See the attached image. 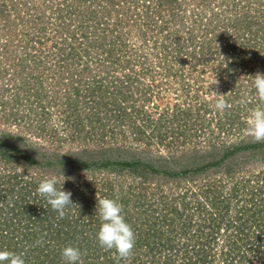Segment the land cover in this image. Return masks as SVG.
<instances>
[{"label": "rangeland", "instance_id": "rangeland-1", "mask_svg": "<svg viewBox=\"0 0 264 264\" xmlns=\"http://www.w3.org/2000/svg\"><path fill=\"white\" fill-rule=\"evenodd\" d=\"M159 1L0 0V223H13L0 224L13 235L0 250L48 264L41 253L58 249L46 234L58 216L46 217L50 228L40 217L38 239L23 233L26 211L47 205L38 184L53 177L72 193L67 246L82 245L85 264H117L96 239L97 198L121 203L135 233L119 264H182L209 212L220 227L242 213L264 230V142L246 134L250 111L264 107L251 77L264 73V0ZM12 204L25 213L13 216ZM233 233L215 234L209 264H235L225 256Z\"/></svg>", "mask_w": 264, "mask_h": 264}, {"label": "clouds", "instance_id": "clouds-1", "mask_svg": "<svg viewBox=\"0 0 264 264\" xmlns=\"http://www.w3.org/2000/svg\"><path fill=\"white\" fill-rule=\"evenodd\" d=\"M186 67V66H185ZM253 77V86L256 96L261 104H264V73L257 72ZM218 85L217 79L213 81ZM215 108L223 112L229 105L222 99L223 94H217ZM246 134L255 142H264V107L252 109L247 117ZM58 180L48 178L40 181L36 193L50 205L51 209L58 213L59 219H64L67 210L73 205L70 191L57 188ZM63 186V185H62ZM96 212L101 220V226L96 234L98 245L104 251H113L117 264L119 261H129L134 254L136 244L135 233L123 215V205L115 199L97 198ZM41 243V241H37ZM61 258L66 264H84L82 253L78 247L66 246L61 250ZM0 264H26L23 254H17L8 250H0Z\"/></svg>", "mask_w": 264, "mask_h": 264}, {"label": "trees", "instance_id": "trees-1", "mask_svg": "<svg viewBox=\"0 0 264 264\" xmlns=\"http://www.w3.org/2000/svg\"><path fill=\"white\" fill-rule=\"evenodd\" d=\"M161 2H162V0H161ZM161 2L159 1V3H161ZM157 29L159 32H162V33L164 32L165 37H168L167 33L169 30H173L172 27L168 26L166 23L162 22V20H160V19H158V22H157ZM250 32L248 30V34ZM250 35H252V38H253L255 33L252 32V33H250ZM162 38L165 39L164 37H162ZM160 45L162 46L161 43H160ZM110 46L111 45L108 44L107 49L111 50ZM109 53H111V51ZM245 53L246 52L244 51V54ZM110 58L111 57L109 54L108 57H106V59L109 60L110 61L109 63L111 64V66H113V64L115 63V61H113L114 58L112 60ZM245 65L247 66V64H245ZM241 66H243L242 63H241ZM250 71H251V68L247 67L246 72H250ZM114 75H130V74L123 72L120 74L114 73ZM116 93H118V94L120 93L118 86L116 88ZM120 97L122 99L126 98L124 95H121ZM121 111L124 112V109L121 108ZM252 147L255 148V145H253ZM226 155H227V153H226ZM121 164L126 165V166L130 165V163L126 162V161H123ZM226 170H227V172L229 171L228 169H226ZM21 189L22 188H20V191H21ZM35 193H36V191H35ZM10 206H12L11 211L16 209V212H14L13 216H15L17 218H19L22 214L25 213V211H23V210L20 211L19 206H15L13 204ZM211 206L213 207L214 205L211 203ZM81 209H83V208H79L76 211L78 212L80 210V212H79V214H80L83 211ZM26 212L28 214H27L25 222H24L25 229L24 228H22V229L25 230V231L23 230L24 231L23 235L25 236V239H28V240L31 239L32 237H35L37 239L39 238V234L37 233V230H36L37 228L35 226H37L40 223L42 224V220L40 219L41 216H43L44 221H46L47 216H49L50 218L58 216V213L53 211L51 209L50 205H48V204L47 205L38 204V205H36V207L30 208V210L26 211ZM209 213L211 215L209 217L210 220L208 221V223L206 225L208 229H207L206 235L202 239L203 243H198V240L194 241V242L191 240L193 245L197 246L198 250H195L194 254L191 253L192 250H187L191 254H187L189 252L186 251V253H184L181 256L180 262L182 264H195V263L209 264V261L207 262V260L205 259L206 255H207L205 250L209 251L208 249H210L211 245L214 244V242H215V234H217L220 229L226 230L227 228L229 229L231 227L234 231V233H233L234 235L232 236V239H231L232 241L228 244V247L230 250H227V253L225 256H228L229 260H231V257L236 256V259L234 260L235 264H249L250 263L249 260L248 261L245 260L244 253H242V252L237 253L238 252L237 248L247 247V249L249 250V252L251 254H254V255L258 254L259 256H261L263 258V261H264V257H263V255H264V232L263 231L264 230H263V227L262 228L259 227V229H258L259 224H256L257 222L256 221L254 222L253 218L250 217V219H251L250 220L248 217H246L244 220H242V216H241L242 213H241V215L240 214L237 215V217L232 219V221L227 220V222L223 223L222 227H220L219 220L222 216L221 213L219 211L209 212ZM253 214H254V212H253ZM67 215L65 216L64 219L58 218V219L54 220L56 222L55 227H54L55 231L49 230L48 232H50V234L48 232L46 233L49 236V238L52 237L53 239H55V241H56L55 245H58V249H53V248H50L49 245H46V250H44V251L42 250V253H41L43 256V259H42L43 262L46 260V263L48 262V264H57V261L61 257V249H59V248H62L63 246H67L68 236H70V235L74 234V232H76V231L70 229V226H69L70 220L68 219ZM37 219H40L41 221L40 220L37 221ZM248 221H250L249 224H248ZM0 224L1 225L3 224L4 226L7 225V227H10V224L12 225L13 223L8 222L6 220V221H2V223H0ZM50 224H51L50 220H48V222L46 221L45 227L49 226V228H50ZM4 226L0 227V237H4V235H8V239L11 240L13 238V235L11 234L12 232L7 233L4 230ZM39 227H41V226H39ZM255 228H257V229H255ZM47 230H48V228H47ZM200 230H202V229H200ZM62 234H64V235L60 236ZM29 242H33V241L30 240ZM17 244H15V245L17 246ZM47 246H48V248H47ZM81 247H82V245H80V247H78V248H80V250L82 252ZM230 251L235 253V254H231L232 255L231 257L228 254V253H230ZM84 256L87 257L88 255L84 254L83 257ZM224 261H225L224 262L225 264H228V263L233 264L232 262H228L226 259H224ZM106 264H109V262H107Z\"/></svg>", "mask_w": 264, "mask_h": 264}]
</instances>
